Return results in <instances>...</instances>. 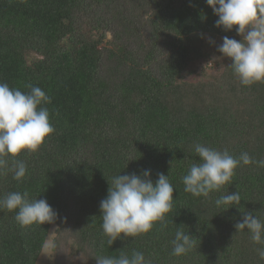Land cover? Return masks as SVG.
<instances>
[{"label": "trees", "instance_id": "1", "mask_svg": "<svg viewBox=\"0 0 264 264\" xmlns=\"http://www.w3.org/2000/svg\"><path fill=\"white\" fill-rule=\"evenodd\" d=\"M48 239L264 264V0H0V264Z\"/></svg>", "mask_w": 264, "mask_h": 264}, {"label": "rangeland", "instance_id": "2", "mask_svg": "<svg viewBox=\"0 0 264 264\" xmlns=\"http://www.w3.org/2000/svg\"><path fill=\"white\" fill-rule=\"evenodd\" d=\"M110 35H111L110 33H107L106 37H110ZM52 258H53V253L51 250V243H50V239H48L44 244L43 251L41 252L36 264H51Z\"/></svg>", "mask_w": 264, "mask_h": 264}]
</instances>
